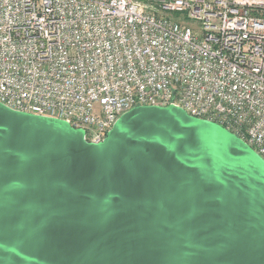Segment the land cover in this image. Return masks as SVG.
<instances>
[{"label": "water", "instance_id": "95a60500", "mask_svg": "<svg viewBox=\"0 0 264 264\" xmlns=\"http://www.w3.org/2000/svg\"><path fill=\"white\" fill-rule=\"evenodd\" d=\"M261 161L172 105L93 143L0 102V264H264Z\"/></svg>", "mask_w": 264, "mask_h": 264}, {"label": "built area", "instance_id": "2783aa9c", "mask_svg": "<svg viewBox=\"0 0 264 264\" xmlns=\"http://www.w3.org/2000/svg\"><path fill=\"white\" fill-rule=\"evenodd\" d=\"M0 102L93 143L172 105L264 159V0H0Z\"/></svg>", "mask_w": 264, "mask_h": 264}, {"label": "snow or ice", "instance_id": "6c2138e0", "mask_svg": "<svg viewBox=\"0 0 264 264\" xmlns=\"http://www.w3.org/2000/svg\"><path fill=\"white\" fill-rule=\"evenodd\" d=\"M261 165L264 166V161H261Z\"/></svg>", "mask_w": 264, "mask_h": 264}]
</instances>
